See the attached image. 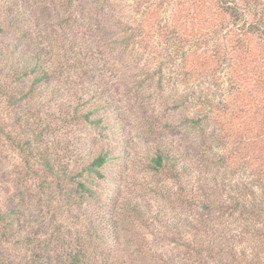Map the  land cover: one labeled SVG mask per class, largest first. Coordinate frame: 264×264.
Wrapping results in <instances>:
<instances>
[{"label":"rangeland","instance_id":"374dc122","mask_svg":"<svg viewBox=\"0 0 264 264\" xmlns=\"http://www.w3.org/2000/svg\"><path fill=\"white\" fill-rule=\"evenodd\" d=\"M229 1L251 27L220 0H0V51L56 73L30 91L0 53V264H264V0Z\"/></svg>","mask_w":264,"mask_h":264},{"label":"trees","instance_id":"16d2710c","mask_svg":"<svg viewBox=\"0 0 264 264\" xmlns=\"http://www.w3.org/2000/svg\"><path fill=\"white\" fill-rule=\"evenodd\" d=\"M220 2L222 3L223 7H224V11L227 14V16L229 17L230 20H232L234 27L237 28L239 26L241 27H251L250 24H247L246 22V11L245 10H241L238 9L237 6H235L232 1L229 0H220ZM22 14H25V8L22 7ZM5 16L9 17L7 18V23L3 24L2 26L0 25V35H4L7 37H10L12 35V30H14V27L16 25L15 20H13V17L11 14H15V11H10V9H8L7 11L4 12ZM31 20V19H27ZM32 19L31 21H28L30 23V26L27 28L26 27V31L29 33L30 36H32V33L34 31H36V28H38V25H34ZM255 28H264V24H259L258 27ZM264 32V31H263ZM43 48H44V44L42 43ZM34 46V49H37V51L31 53V56L27 55L28 50L27 49H22L21 46H18V44L16 43L15 39L12 40L8 45H3V49L4 48H11V51H8L3 53L2 51H0L1 53V60L4 62H8L10 64V67H12V74H13V79L15 80V83L18 84H22L25 79L29 76L33 77L32 79V86L30 88V91H33L36 88H39L40 86L46 85V88H50L51 85V79L54 77V75L56 74L55 71L52 69L47 68L46 63L43 61L42 57L40 56V52L43 50V48L41 47V45H34V44H30L29 47ZM167 49H169V47H167ZM177 51H175L174 53H176ZM171 54V53H169ZM15 55H19L20 59L18 60V62L16 61V59L14 58ZM28 57V58H27ZM257 85V84H256ZM255 85V86H256ZM254 86V87H255ZM220 110H223L224 112L229 111L230 109L228 108V104L226 102L221 103L220 105ZM231 111V110H230ZM92 114V113H90ZM90 117L87 116L86 119H89ZM253 122H251L252 124ZM100 124V122H97L96 125L98 126ZM34 143V142H33ZM28 144L30 145V143L28 142ZM31 146V145H30ZM32 152H30L29 150L26 151L27 156L30 157L31 159L33 158L34 160H36V162L41 163L43 165V168L47 169L49 172H52V167L49 164V159L46 156L45 153H39L40 150L32 148ZM110 149H107L106 151H100V152H96L94 151V147L91 149L90 151V161L88 164H86L85 167H83V171L86 172L89 175H95L97 178L100 179H104L105 176L101 173V168H103L108 161L110 160ZM164 161H165V155L163 152H157L155 155V158L153 159V163H154V168L156 170H160L163 165H164ZM172 161V158H170V152L167 151V166L169 165L168 162ZM170 166V165H169ZM168 168V167H167ZM172 169V168H171ZM171 171V170H170ZM172 171H174L172 174V178L178 180V175L179 170L177 169H172ZM182 171V170H180ZM82 176V173L79 175ZM73 181L74 177H70L68 178V181ZM78 188L81 189L82 191L88 192L90 195H94V193L92 192L91 189H88V187L86 186L85 183H78ZM250 188V187H249ZM251 190V189H250ZM251 192V191H250ZM252 194V193H251ZM256 198H253L252 200H246V205L250 203L249 206H254L256 205ZM256 208H258V206L256 205ZM12 218L10 214H6V215H0V222H8L6 223V227H9L12 229V222H9L8 219ZM106 230V229H104ZM7 231H9L11 233L12 230L7 228ZM105 238L109 239L110 235L105 234L104 235ZM69 264H85L82 261V255L81 252H77L76 254H74L73 257H71L70 259V263Z\"/></svg>","mask_w":264,"mask_h":264}]
</instances>
